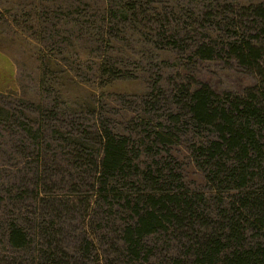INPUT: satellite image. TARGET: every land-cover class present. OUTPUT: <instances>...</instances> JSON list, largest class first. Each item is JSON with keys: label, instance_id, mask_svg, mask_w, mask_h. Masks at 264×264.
I'll return each mask as SVG.
<instances>
[{"label": "rangeland", "instance_id": "374dc122", "mask_svg": "<svg viewBox=\"0 0 264 264\" xmlns=\"http://www.w3.org/2000/svg\"><path fill=\"white\" fill-rule=\"evenodd\" d=\"M262 2L0 0V113L10 116L0 117V263L33 264L47 246L35 237L14 248L4 236L6 225L15 220L31 230L52 220L56 202L80 195L88 196L89 207L61 210L55 224L73 264H168L182 254V239L170 234L149 236L155 249L147 260L123 257L130 213L118 203L112 209L97 203L78 156L83 148L81 157H97L99 146L90 139L99 129L125 136L141 168L168 162L191 193L209 197L204 215L218 218L191 152L192 142L210 132L189 125L166 143L152 140L175 113L186 119L181 89L207 85L220 95H246L257 85L260 77L232 56L201 59L195 50L234 39L228 18ZM86 241L93 245L88 258L80 251Z\"/></svg>", "mask_w": 264, "mask_h": 264}, {"label": "trees", "instance_id": "16d2710c", "mask_svg": "<svg viewBox=\"0 0 264 264\" xmlns=\"http://www.w3.org/2000/svg\"><path fill=\"white\" fill-rule=\"evenodd\" d=\"M241 8L226 23L236 34L234 39L218 48L202 43L195 53L201 59L221 52L232 56L260 77L257 85L246 95H220L207 85L181 89L177 98L186 119L180 120V113H175L172 124L163 126L152 140L166 143L189 125L196 133L210 132L192 142L191 152L212 189L218 218L204 215L209 197L191 193L182 174L172 172L168 162L155 161V168H141L143 162L135 160L137 151L125 136L99 129L90 139L99 146L97 157L89 152L83 158V148L80 151L78 158L87 164V187L96 193L97 203H108L111 209L118 203L130 213L121 253L130 261L149 258L155 249L149 236L174 234L182 239V254L168 264H182L181 257L191 258L192 264H264V2ZM0 117L10 118L8 113ZM40 179L36 186L42 185ZM56 204L52 209L58 212L50 222L42 220L29 230L14 220L4 229L14 248L27 246L35 237L46 239L47 246L39 250L33 264H73L61 245L56 217H61V210H86L89 198L80 195L68 204ZM80 251L88 258L92 243L86 241Z\"/></svg>", "mask_w": 264, "mask_h": 264}]
</instances>
